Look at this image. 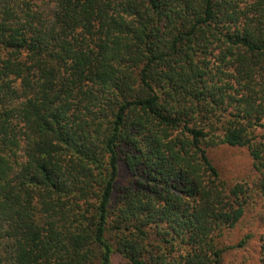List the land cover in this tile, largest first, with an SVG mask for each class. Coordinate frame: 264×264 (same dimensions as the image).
Returning <instances> with one entry per match:
<instances>
[{"label": "trees", "instance_id": "obj_1", "mask_svg": "<svg viewBox=\"0 0 264 264\" xmlns=\"http://www.w3.org/2000/svg\"><path fill=\"white\" fill-rule=\"evenodd\" d=\"M256 198L264 0H0V264H221Z\"/></svg>", "mask_w": 264, "mask_h": 264}, {"label": "rangeland", "instance_id": "obj_2", "mask_svg": "<svg viewBox=\"0 0 264 264\" xmlns=\"http://www.w3.org/2000/svg\"><path fill=\"white\" fill-rule=\"evenodd\" d=\"M212 154L222 177L230 181L250 179L249 159L243 148L220 147L213 150ZM263 229L264 206L256 198L248 207L245 219L226 235V248L221 264H256L258 238ZM245 235H249L246 244L235 247L233 244Z\"/></svg>", "mask_w": 264, "mask_h": 264}]
</instances>
